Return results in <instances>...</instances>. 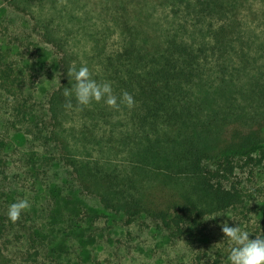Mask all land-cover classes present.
I'll use <instances>...</instances> for the list:
<instances>
[{"label": "trees", "instance_id": "1", "mask_svg": "<svg viewBox=\"0 0 264 264\" xmlns=\"http://www.w3.org/2000/svg\"><path fill=\"white\" fill-rule=\"evenodd\" d=\"M36 1L56 10L43 15V39L30 38L57 85L46 104L37 99L18 66L20 46L0 39V264H95L90 245L150 247L145 236L185 242L188 263L223 264L222 249L211 259L205 250L209 219L245 207L239 173L248 168L250 179L264 166V0L255 17L257 0H68L67 11V0ZM76 8L103 25L93 33L101 69L90 61L92 78L110 81L118 104L123 91L134 98L119 104L125 130L103 128V100L78 106L64 94L72 57L57 29L72 17L83 25ZM76 114L83 125L67 128ZM17 180L43 207L12 222L8 205L23 196Z\"/></svg>", "mask_w": 264, "mask_h": 264}, {"label": "rangeland", "instance_id": "2", "mask_svg": "<svg viewBox=\"0 0 264 264\" xmlns=\"http://www.w3.org/2000/svg\"><path fill=\"white\" fill-rule=\"evenodd\" d=\"M262 0H257L254 4V11L251 16L255 17L258 8H260ZM15 6L12 3L4 1L0 3V39L4 44L8 45L12 41L16 43V46L19 45L20 49L15 50L16 58H18V66L21 68L22 73H26V79L29 80L32 78L33 84L29 85L30 89L36 95L37 99L43 101V103H47V95L50 94L56 86V79L55 74L49 71V66L42 65L39 62V59L35 57V50L33 48L32 42L42 40L43 30L38 29L43 26L44 16L49 14H53L56 12L55 7L52 3L44 4L41 8L38 1L36 0H27V4L24 0H17ZM65 8L64 11L67 9L72 8L71 2L68 0L64 3ZM85 9L76 8L74 10L75 16L81 17L85 22L83 25L81 23L76 22L75 18L72 17L68 20L65 27H60L57 29L58 33L63 37V39L69 40V48H67L69 55L72 57V66L73 64L78 68L77 65H81V63L89 65V62L92 61L94 64V69L100 70L101 67L99 62L95 58L92 50V41H93V33L94 32H102L100 30L102 28V23L98 27L94 20V16L92 15H85ZM58 13V12H57ZM59 14H63L60 12ZM106 17V16H104ZM23 28H26L28 32L23 33ZM34 28H36L34 30ZM256 31V35L258 36L262 31L263 27L254 28ZM18 30L16 37L13 35V31ZM31 32V33H30ZM34 35V39H31V34ZM29 33V34H28ZM264 38V34L261 35V38ZM110 43L117 41V34L113 33L110 37H108ZM4 40V41H3ZM264 40V39H263ZM36 41V42H37ZM35 42V43H36ZM264 42V41H263ZM11 45V44H10ZM12 46V45H11ZM47 46V45H46ZM50 45H48L49 47ZM13 53V52H12ZM23 53V54H22ZM87 53L88 58H87ZM24 55V56H23ZM24 57V58H22ZM264 64V55L258 60L257 65ZM263 68V66H261ZM91 69V68H90ZM93 69V70H94ZM45 103V104H46ZM47 106V105H46ZM92 106V105H88ZM104 108L108 111L107 114V123L104 124L105 126H101L103 128H109V124L114 125V130L116 132L125 130L128 126V110L125 107H112L108 105H104ZM80 115V114H79ZM78 114L70 115L67 123V128H75L80 129L81 125L84 123V118L79 117ZM106 116V115H105ZM109 123V124H108ZM2 125V121H0V127ZM116 127V129H115ZM0 132H3L0 130ZM107 136H111L107 133ZM113 137L117 136V134L112 135ZM19 144H22V140L19 139ZM26 142V141H25ZM24 142V143H25ZM114 144H117L114 142ZM26 145V144H24ZM26 147V146H25ZM105 157H109L106 156ZM116 158V155H114ZM255 174L253 176L248 175V168L246 171L239 173V180L242 181L241 187L244 189L246 194V206L240 207L239 209L230 210L227 215L234 216L236 220L227 217L224 214L219 216H213L209 219L210 221V235L206 238V249L209 251L208 259L213 258L214 254L219 250L222 249L223 251V258L224 256L228 255L230 241L225 239L224 234L221 231V223L224 220H228L230 226H235L238 223L244 228V230L249 232L250 238H255L260 232L263 230L264 227V166L258 167L255 169ZM19 184L18 190L22 193L23 198H27L30 202V205L39 206L40 208L43 207V202L33 194H24L25 183L22 180H17ZM22 197H19L21 199ZM87 203L90 205H95L97 203L96 199L88 198ZM250 210V211H249ZM244 214H248V218H244ZM158 236V235H155ZM113 238H116L114 236ZM148 238L150 243H152L149 247L147 243H142L133 241L131 245H121L120 243H112V242H104V243H96L90 245L88 248L92 250V253L95 256L96 263L95 264H167L168 261L173 259L181 258L187 264L190 258V252L186 249L188 247L185 245V242H181L179 245L177 244H169L168 242L164 241L163 237L162 243L161 240L155 241L156 238L145 236L142 239ZM164 241V242H163ZM3 247V245H2ZM15 252H19L20 247H14L13 249ZM4 253H9L5 249H3ZM118 252L119 254H117ZM187 252V253H186ZM225 260V259H223ZM223 264H227V259L223 261Z\"/></svg>", "mask_w": 264, "mask_h": 264}, {"label": "clouds", "instance_id": "3", "mask_svg": "<svg viewBox=\"0 0 264 264\" xmlns=\"http://www.w3.org/2000/svg\"><path fill=\"white\" fill-rule=\"evenodd\" d=\"M70 77L71 87L65 88V96L75 97L78 106H87L92 101L103 102L112 107H119V104H126L132 107L134 98L128 91H123L117 103V96L113 94V87L110 81L98 82L92 78L89 67L85 63L77 68L74 64L67 69ZM74 81V82H73ZM67 107H72V101L68 100ZM27 198L15 200L7 208V217L10 221H17L21 213L30 208ZM236 220L234 216L224 214ZM221 231L225 239L230 241L227 255V264H264V236L257 235L255 238L249 237V232L238 223L230 226L228 220L221 223Z\"/></svg>", "mask_w": 264, "mask_h": 264}]
</instances>
